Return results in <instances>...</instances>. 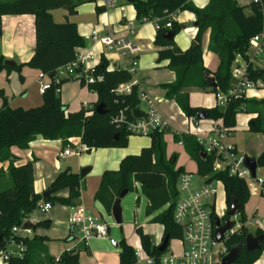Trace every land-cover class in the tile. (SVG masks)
<instances>
[{
    "label": "trees",
    "instance_id": "16d2710c",
    "mask_svg": "<svg viewBox=\"0 0 264 264\" xmlns=\"http://www.w3.org/2000/svg\"><path fill=\"white\" fill-rule=\"evenodd\" d=\"M131 3L141 22L155 20L157 33L154 44L158 50L157 62L168 60L167 68L174 72L176 79L171 84L164 85L166 97L173 99L188 117H196L203 110L207 111L211 121L222 120L226 129L232 133L237 126V116L240 113L250 115L248 131L264 133V99L239 98L230 101L225 108L212 107L202 109L190 104L189 89L194 85L215 94L228 92L233 83V67L237 55H245L250 39L264 32V0H255L247 6L240 5L236 0H210L209 4L200 9L191 0H127ZM85 2L96 0H1L0 19L2 16L34 15L36 27V47L32 58L23 64L6 65L3 56H0V73L6 70L21 71L23 66L37 69L48 74L51 78L55 71L68 63L75 61L77 51L85 46V39L79 33L75 22L66 21L58 23L54 20L52 11L65 9L67 18L77 13V9ZM250 8L251 13L245 14ZM190 11L197 16L198 31L195 36L196 45H191L183 51L175 40H167L164 34L172 31L176 36L185 24L178 23L171 15L178 11ZM97 13H105L106 5H96ZM171 23V27H167ZM1 26V22H0ZM210 30V51L218 54L220 64L216 72L212 73L203 61L201 36ZM96 74L104 75V81L90 85V91L96 93L97 100L90 107H82L71 112L61 98V87L64 83L76 79L53 80L50 87L43 94V103L32 108H12L8 99L0 88V163L9 162L5 171L0 169V182L9 177L12 187L0 190V234L3 245L7 247L11 238L22 241L26 247L22 256H12L9 264H80L82 251L89 252L83 243L77 247L64 251L58 258L48 254L45 245L46 237L34 235L33 237L14 236L13 227L20 225L28 219L37 209L40 201L54 205L59 202L65 206H76V200L81 197L85 187L84 177L70 169L61 171L48 189L52 193L45 199L34 188V162L28 161L17 165L18 158L12 153V147L27 149L37 136L45 140H61L63 148L72 146L71 139L80 138V144L85 152L98 148L127 147L129 137L132 135L126 127H120L113 121L118 111L125 107L139 109L141 99L138 88L132 94L117 96L114 90L121 84L130 82L133 74L127 69H110L109 61L105 56L96 66ZM213 75L218 87L209 86L208 79ZM263 76V71L254 73L253 79ZM21 80L24 78L21 75ZM84 86V81H81ZM104 104V114H98L96 108ZM129 116L133 115L128 112ZM166 130H156L149 134L151 146L143 148L138 155H128L122 159L118 170H106L101 178L99 188L94 199L100 202L108 213L123 190L129 192L135 189V184L141 186V191L148 199L147 213L153 214L167 208L156 215L151 222L164 226V237L172 239L183 238V228L176 223L174 215L179 199L178 179L185 168L178 165L179 155L167 154ZM175 142H183L187 154L197 165V175L209 177V181L220 180L225 189V204L227 210L237 201V214L240 229L227 240L231 249L240 245L238 259L233 264H254L260 259L264 251V241L261 248L253 251L246 249L244 243L250 233L246 203L251 194L245 180L230 175L225 171H213V156L203 157V145L193 134H175ZM248 157V156H247ZM258 168L264 167V150L258 156ZM67 195H60L62 191ZM139 202V198L137 199ZM49 227L47 220L34 224ZM33 229V230H34ZM136 232L140 238L142 248L150 256H160L169 251V245L164 252L153 238L137 227ZM264 234L258 228L256 235ZM66 240L74 241V237L67 235ZM163 241V240H162ZM120 264H138L136 249L125 238L120 243Z\"/></svg>",
    "mask_w": 264,
    "mask_h": 264
},
{
    "label": "built area",
    "instance_id": "2783aa9c",
    "mask_svg": "<svg viewBox=\"0 0 264 264\" xmlns=\"http://www.w3.org/2000/svg\"><path fill=\"white\" fill-rule=\"evenodd\" d=\"M171 27V23H167ZM133 28V22L129 25ZM85 40H90L94 45H101L108 51L117 54L122 60H128L123 69H127L133 74L130 82L119 85L115 90L117 96L132 94L135 87L138 88L141 102H145L146 110L144 117L138 119L134 115V110L130 107L122 108L113 117V121L120 127H126L131 134L149 135L156 130L167 129L172 126V122H177V117L172 116L166 119L158 110L155 101L151 99L140 88V82L136 78V56L141 52V48L135 44L132 38L125 35H116L109 31L92 30L84 36ZM96 59L92 50L77 51L75 61L59 67L51 78L48 74L40 72L38 82L39 91L44 94L50 87L53 80L76 79L84 81L87 88L90 85L104 81V75L96 74ZM263 71V76L253 79L254 73ZM233 83L228 92L219 91L216 95L218 107L225 108L233 99L248 98L261 99L264 92V32L254 35L249 42V47L245 55H237L233 67ZM128 112H131L132 117ZM184 119L182 128L175 130L176 134H193L203 145V153L213 156V171L227 170L230 175L236 176L246 181L251 193L264 195V179L252 176L251 170L246 166V155L238 151L237 146L230 141L231 133L223 123L205 129L201 126L204 120L196 117H188L182 110L178 113ZM185 126V128L183 127ZM72 146H67L59 153L60 158L71 155H80L83 149L81 144L70 140ZM183 145V142H178ZM196 176L199 178L197 179ZM219 184L223 183L216 179L209 181V177H201L190 171L181 173L178 179L179 199L175 208V221L183 228V238L180 239L182 253L175 254L166 252L158 257L148 255L142 246H137L136 256L138 264H222L223 259L229 254L227 240L240 229V226L227 231L221 242L215 237L218 228L216 219L221 221L226 217L227 207L219 214L217 211V199ZM225 190V189H224ZM226 206V204H225ZM37 208L48 214L53 205L50 202L40 201ZM74 211L69 215L67 226L69 234L74 237V241L89 244L92 238H106L109 236V224L98 215L89 212L83 205L73 206ZM238 222V215L235 216ZM24 220L20 225L13 227L14 236L31 237L32 229H23ZM222 221V224H223ZM26 247L22 241L18 242L11 238L7 247L0 249V264H9L12 256H22Z\"/></svg>",
    "mask_w": 264,
    "mask_h": 264
},
{
    "label": "crops",
    "instance_id": "0c3cea01",
    "mask_svg": "<svg viewBox=\"0 0 264 264\" xmlns=\"http://www.w3.org/2000/svg\"><path fill=\"white\" fill-rule=\"evenodd\" d=\"M143 1H146V0H143ZM191 1L194 3L196 7L202 9L209 4L210 0H191ZM236 1L242 6H247L255 0H236ZM114 2L115 0H100L99 3L94 2L95 5H93V9H91V12L92 13L96 12L97 17H99L98 20L102 21V22L99 21L97 25L94 27L87 26L82 21L75 19V17H81V9L83 6H79L77 9V13L73 16H69L68 18H67V11L65 9L53 10L52 14H53L54 20L58 23H64L66 21L75 22L78 26L79 33L83 37L89 34L92 30L98 29L101 31H109L116 35H125V36L132 38L135 44L141 48V52H139L136 56V59H137L139 58L140 54L144 51L142 47L143 44H140V42L137 41L138 38L142 37V33L139 30L141 29L142 26L145 25L146 22L153 21V20H145L144 22H141L140 26H138L134 18V17H137L134 6L127 1V3H129V8H130L128 11L129 19H127L126 15L124 14L123 9L111 11L112 9L111 7L114 6ZM97 4L106 5L107 11L105 13H97L96 11ZM90 17H93V15H90ZM171 18L174 21H177L178 23L185 24V27L183 28L182 37L179 38L178 35H176L174 39L176 44L183 51H185L195 42V36L198 31L197 16L193 12L186 10V11H178L177 13L171 15ZM0 22H1L0 56H3L5 60H12L15 64H18V65L28 62L32 58L34 51H35V47H36L35 16L34 15L2 16L0 19ZM117 22L120 23L125 29L122 30L120 29V27H118L117 30H115L114 29L115 23ZM131 22H133V28L129 27ZM154 23H155V37H156L157 24H156V21ZM206 32L208 33L209 40H210V30H207ZM155 37H154V41H155ZM147 47H148V50H152L153 48L155 49L156 60L153 63L154 64L153 74H159L158 78L159 77H163V78L156 80L152 78L151 74L145 75V73H142L141 75L136 76V78L140 82V86H141L140 88L142 89V91H144L151 99H153L155 101V104L158 110L165 117H168L170 116L171 108H174V107H172V105L170 104L171 101L166 99V90L163 87L166 84L173 83L176 79V76L174 72H172L171 70L167 68V65L169 63L168 60L163 61L161 63L157 62L159 48L155 46L154 42H153V45L149 44L147 45ZM80 49L82 51L92 50V52L95 55V59L97 61L96 64L97 63L99 64L102 57L105 56L107 60L109 61L110 69H123V67L126 64H128V60H122L117 54L112 53L105 48L111 54L110 56H108L104 52L103 46L99 44L94 45L93 42L90 40H85V46L80 47ZM203 61H204V53H203ZM219 64L217 65V67L211 68L210 66L204 63V65L212 73L217 71ZM162 72L165 73V75H163ZM39 74H40L39 70L30 68L28 66H23L21 71L13 70L12 72L8 73L6 70H4L0 73V88L3 89L8 99V103L12 108L22 107V108L28 109V108L37 107V106L42 105L43 94H41L39 91V82H38ZM21 75L24 78L23 81L21 80ZM4 78H6L7 81H4ZM69 82L64 83L61 87V98H62L63 103L68 106L69 111L75 112V111L80 110L82 107H90L92 103L97 100V95H96L95 98L91 99L90 101L91 103L88 100H86L78 108H74L75 110H71L72 109L71 108L72 98H71L69 89H67L68 86H71V82L70 83ZM80 84H81V81H80ZM193 91L194 89L192 88L189 89L190 98H191V94ZM91 93L92 91H90L88 88L87 95ZM216 95L217 94H215V98L213 99L211 97H208L206 99V104L199 105V106H193V107L212 108V107L218 106ZM263 97H264V92L261 95V99ZM175 104L177 107H179L177 103L174 102V106ZM190 104H191V100H190ZM25 105H29V106H25ZM240 114H238L237 119ZM249 118H250V115H248V117L245 120H243V123H245L247 130L249 128V123H248ZM219 123H223V121L222 120H218V121L204 120L201 123V126L205 129H210L211 127H214L218 125ZM166 139H167V136H166ZM230 141H231V138H230ZM74 143L80 144V138H75ZM134 145H135L134 150L129 148V149H103L102 151H100L102 155V159H101V165L98 168V172H96L97 174L95 173L96 176H100V174L104 173L106 170H118L120 166V162L122 161L124 157L128 155H138L141 153L143 148L150 147L151 138L148 141H144V140L135 141ZM58 147L61 148L60 149L61 151L65 149V148H62L61 140H45L43 139L42 136H37L36 139L30 143L27 149H20L18 147H12V153L18 158V162H16L17 165L26 163L28 161L34 162V179H35L34 188H35L36 193L38 194H43L61 171L70 169L74 173H78V174L81 173V172H78V170H72L70 167H66V168L62 167L61 160L65 159L66 157L60 158L57 152L55 153L52 150ZM82 152H85L84 146H83ZM174 152L176 151L170 150L169 144H167L168 156H170ZM43 158H47V160H49L51 164L50 169H48L46 173L43 172L42 170L41 162ZM56 158H59L60 161L56 160ZM89 163H90L89 158L81 159L79 163L81 167L80 169H82L83 167L87 168L89 166L90 167L89 170H90L92 166ZM8 165H9V162L0 163V169L2 168L6 171L8 168ZM178 165L182 166L179 163ZM185 170L189 171L187 169ZM196 172H197V169H196ZM100 182L101 180H99V182L98 180L96 181L92 180L88 188H87V184L85 183V187L81 192V197L78 200H76V203L79 205L80 204L83 205L89 212L95 215L101 216L103 218L101 214L97 213L95 203L96 202L99 203L103 208L104 206L100 202L94 199L95 193L97 189L99 188ZM60 195H64V196L67 195V191L66 190L62 191ZM138 198H139V202L137 203L141 204L142 197L138 196L137 199ZM144 205H145L146 216L149 217L148 222L153 223L151 222V220L156 215H158L162 210L157 211L153 214H148L147 213V207H148L147 198L145 199ZM66 207L69 211H72V212L74 211L73 206H66ZM104 210L105 212H107L105 208ZM28 219L33 225L43 220H51L52 222L50 226L53 224V217L39 218L31 214ZM67 221H68V218L65 221L66 231L63 236H53L49 234L47 228H49L50 226L42 227L39 231H37L36 229L34 230L32 229L33 236L39 235V236L46 237V240L44 243L47 246L48 254L53 257L58 258L64 251L71 250L77 247V244H78L77 241H71L72 243L69 244V241L66 240V237L69 234ZM251 221L253 222V219L249 220V223ZM138 227H142V225ZM261 229L264 230L263 228ZM144 232L152 236L153 242L156 245H160L162 243L163 234H164L163 225H161V229L155 228L151 232L146 231V230H144ZM122 238H125L126 241L132 246H134L135 248L137 246H142L137 232L133 233V239L127 238L124 236L122 237L117 234L115 235V232L113 233L111 231V228L109 225V236L106 238H97V237L92 238L89 241V244L86 246L89 252L87 251L84 252L86 254V257H82L80 254V264H120L119 243ZM61 239L64 240L65 242L63 248L61 249L58 255H52L51 245L55 242V240H61ZM180 253H182V251L179 253H175V254H180ZM254 264H264V251L260 259L256 261Z\"/></svg>",
    "mask_w": 264,
    "mask_h": 264
},
{
    "label": "rangeland",
    "instance_id": "374dc122",
    "mask_svg": "<svg viewBox=\"0 0 264 264\" xmlns=\"http://www.w3.org/2000/svg\"><path fill=\"white\" fill-rule=\"evenodd\" d=\"M100 0H96L97 3H99ZM94 2H86L83 3L81 6V17H75L76 20L82 21L85 25L87 26H96L97 23L100 21L98 20L99 17H97L96 12L92 13L91 9H93ZM110 6V5H109ZM112 8V9H111ZM111 11H116L118 9H123L124 14L126 15V18L129 19L128 16V11H129V3H127V0H115L114 6L111 7ZM251 13L250 8L245 9V14L249 15ZM90 15H93V17H90ZM85 16V17H84ZM101 18V17H100ZM117 18V17H115ZM136 24L138 26L141 25V21L137 19V17H134ZM102 22V21H100ZM155 20L153 21H148L145 23L144 26L141 27L139 30L142 33V37L138 38L137 41L140 42V44H143V49L139 58H137V72L136 76L141 75L142 73L151 74L153 79H162L163 77H159V74H153L154 68H153V63L156 60L155 56V49L153 48L152 50H148L147 45L152 44L154 42V37H155ZM120 27V29L124 30L125 28L120 24V23H115V30ZM183 34V29L178 32V37L181 38ZM133 37V36H132ZM200 42L202 45L203 53H204V63L211 68L217 67V65L220 62V58L218 54L210 51L209 49V36L207 32H204V34L200 38ZM104 52L110 56L111 54L104 48ZM163 73V72H162ZM160 73V74H162ZM168 73V72H166ZM165 75V73H163ZM154 76V77H153ZM3 79V78H2ZM4 81H7L6 78H4ZM71 86H68L67 89H69L70 95H71V110H75L74 108H78L83 102L88 100L89 102L91 101L92 98H95L96 94L91 93L87 95V86L86 85H81L80 80H72ZM69 82V83H70ZM165 89V87H163ZM192 89L194 91L191 94V105L192 106H199V105H204L206 104V99L208 97H211L212 99L215 98V93L210 92L209 90H204L202 88H199L197 86H192ZM166 90V89H165ZM197 90V91H196ZM88 97V98H87ZM167 100L171 101V105L174 108H171L170 110V116L165 117L170 120V117L176 116L177 117V122H172V126L166 130L167 134L165 135V140L167 144H169L170 150H175L178 155V163L182 166H184L185 169L189 170L190 172L196 174V163L190 158V156L187 154L185 147L183 145H179L177 142L174 140V135L176 134L174 131L175 130H180L182 128V121L183 117L180 116L178 113L180 112V108L174 106L175 100L173 99H168ZM264 97L262 98V100ZM91 103V102H90ZM176 103V102H175ZM29 106V105H25ZM140 107L143 110H146V104L145 102H141ZM202 109H207V108H202ZM248 117L246 113H241L237 119V127L235 131L231 135V141H233L237 148L238 151L246 156L252 157V156H257L258 154H261V152L264 150V133H253L247 130V127L245 126V123H243V120H245ZM207 121V120H206ZM185 128V126H183ZM167 136V139H166ZM150 139L149 135H140V134H132L129 137V143L127 147H117V148H98L92 150L90 153L88 152H81L80 155H71L69 157H66L65 159L61 160L62 167H70L72 170H78V172H81L82 169H80V161L81 159L84 158H89V164L92 166V168L86 173L84 176V181L87 184V188L89 187L90 182L92 180L96 181L101 180V177L103 175L100 174V176H96V172H98V168L101 165V159L102 155L101 152L103 149H133L134 150V142L135 141H148ZM169 142V143H168ZM61 147V146H60ZM54 148L52 149L53 152L59 153L61 152V148ZM63 148V146H62ZM58 150V151H57ZM56 160L60 161L59 158H56ZM88 164V165H89ZM42 170L43 172L46 173L48 169H50L51 164L50 161L47 160V158H43L42 162ZM87 168H90L89 166ZM81 170V171H80ZM96 173V174H95ZM257 177L264 179V167L258 168L256 172ZM197 179H199L196 176ZM13 182L12 180L7 177L3 178V181L0 182V190L6 187H12ZM141 196L142 197V203L138 204L137 203V197ZM145 195L141 191V186L139 184H135V189L131 192H129L121 201V206H122V211H123V223L121 225H116L115 221L112 217V213L105 212L104 208L99 204L95 203L97 213L101 214L103 216V219L107 222V224L110 225L111 231L115 235H120L124 236L127 238H132L133 239V233H136V228L140 225H142L143 230L146 231H153L155 228L161 229V224L159 223H150L149 217L146 216L145 212ZM218 205H217V211L220 214L225 207V190L222 184H219V193H218V199H217ZM167 206H165L163 210H165ZM72 213V211H69L65 205L60 204L59 202H56L53 205L52 210L50 213L46 214L41 212L38 208L35 210L32 215L35 217L39 218H45V217H53V224L47 228L48 233L53 235V236H63L65 231H66V226H65V221L67 220L68 216ZM246 213L248 216V221L246 225L248 226L249 232L256 234V230L261 227L264 229V195L259 194V193H251V196L246 203ZM255 216V217H253ZM253 219V222L251 221L249 223V220ZM29 220V219H28ZM238 225L239 220H238ZM42 227L37 226L36 230L39 231ZM33 234L31 235V237ZM164 237V234H163ZM64 240H55V242L51 245V254L52 255H58L61 249L64 246ZM72 242H69V244ZM181 242L180 239H172L169 245V252H174V253H179L182 251L181 248ZM83 251L81 253L82 257H86V254Z\"/></svg>",
    "mask_w": 264,
    "mask_h": 264
},
{
    "label": "water",
    "instance_id": "95a60500",
    "mask_svg": "<svg viewBox=\"0 0 264 264\" xmlns=\"http://www.w3.org/2000/svg\"><path fill=\"white\" fill-rule=\"evenodd\" d=\"M164 37L167 40H174L175 39V35L172 31H167L164 34ZM194 45H196L197 43L194 42ZM5 64L6 65H10L13 66L15 63L12 60H5ZM208 83L209 86L213 89H216L218 87L216 79L214 76H210L208 79ZM105 107L104 104H99L96 108V112L98 114H104L105 111L103 110ZM134 115L136 118L141 119L142 117H144L145 112L142 109H135L134 110ZM196 118L198 120H207L208 119V114L206 110H203L202 112H200ZM203 157L206 158L207 154L203 153ZM246 166L251 170L252 172V176L256 177V172L258 169V162L257 159L254 157H247L246 158ZM89 171V168H84L81 171V176L84 177L86 175V173ZM52 189H47L44 193H43V197L46 199L51 193H52ZM129 193L128 190H123L119 197L116 199V201L113 204L112 207V217L115 221V223L117 225H121L123 223V211H122V206H121V201L122 199ZM237 201L235 200L231 205L230 208L226 211V218L223 221L220 219H216V225L218 226V228L215 231V237L217 239L218 242H221L224 238V235L227 231H230L232 229H234L237 225V221L235 219H233L235 216H237ZM47 222L49 224H51V220H47ZM23 229H34V225L28 220L26 221L23 226ZM169 241H170V237L167 235L162 243L159 246V251L160 252H164L168 245H169ZM264 241V234H253V233H249L246 237L245 240V247L247 250L249 251H253V250H257L261 248V243ZM3 245V239H2V235L0 234V246ZM239 252H240V245L234 246L231 248L229 254L223 259L222 264H233L239 257Z\"/></svg>",
    "mask_w": 264,
    "mask_h": 264
},
{
    "label": "flooded vegetation",
    "instance_id": "af4514ba",
    "mask_svg": "<svg viewBox=\"0 0 264 264\" xmlns=\"http://www.w3.org/2000/svg\"><path fill=\"white\" fill-rule=\"evenodd\" d=\"M226 218V217H225ZM225 220V219H224ZM223 221V220H222Z\"/></svg>",
    "mask_w": 264,
    "mask_h": 264
}]
</instances>
